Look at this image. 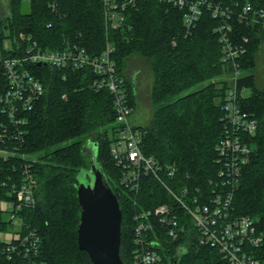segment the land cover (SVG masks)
<instances>
[{
  "label": "trees",
  "instance_id": "trees-1",
  "mask_svg": "<svg viewBox=\"0 0 264 264\" xmlns=\"http://www.w3.org/2000/svg\"><path fill=\"white\" fill-rule=\"evenodd\" d=\"M24 1L7 0L6 15L0 19V45L6 40L17 45L24 33L48 50L77 43L91 55H99L105 48L102 0H27L29 13L22 12ZM214 1L234 11L246 4L264 9V0ZM127 24L130 28L125 31H110V39L118 73L124 78L129 104L135 110L136 88L124 74L128 60L143 58L152 76V118L148 125L137 127L142 132V151L162 166H175L176 179L182 183L209 190L210 181L218 175L216 147L223 137L222 105L232 74V66L221 61L215 32L220 20L206 13L186 36L180 10L159 0H147L127 13ZM232 24L237 41L244 37L249 40L245 55L239 59L245 76L240 85L248 88L240 106L259 122L256 133L246 136L250 161L242 169L233 205L235 215L257 221L264 238V27L237 19ZM34 68L45 92L28 114L24 136L4 139L0 130V248L1 235L12 229L2 211V203L10 197L7 184L20 178L24 163L34 160L36 206L20 218L40 237L39 260L45 264H93L88 253L79 249L77 185L78 173L90 166L85 145L94 143L96 162L121 205V258L124 264H135V213L170 202L169 194L149 177L141 179L137 194L121 186V171L110 153L117 134L113 97L108 90L91 87L94 76L89 69ZM203 83L204 87L188 93ZM1 121H6V116L0 111ZM15 148L18 154L14 156L2 154ZM167 182L172 185L171 180ZM154 224L157 226L156 221ZM159 235L163 245L159 251L167 264L178 247L186 250L178 264H225L216 250L198 244L191 226L177 242ZM254 256L264 264V240L254 249ZM26 261L22 255L12 259L0 255V264H28Z\"/></svg>",
  "mask_w": 264,
  "mask_h": 264
},
{
  "label": "built area",
  "instance_id": "built-area-1",
  "mask_svg": "<svg viewBox=\"0 0 264 264\" xmlns=\"http://www.w3.org/2000/svg\"><path fill=\"white\" fill-rule=\"evenodd\" d=\"M147 0H102L105 30L125 31L127 13ZM182 12L185 35L193 33L199 20L206 14L220 20L215 28L221 45V61L232 66L229 88L222 105L223 137L216 147L218 175L210 181L209 190L177 180L175 166H162L141 148L142 132L133 123L135 109L129 104L124 78L119 75L114 60L115 46L106 41L99 55L79 44H68L62 50H48L39 46L31 35L21 33L17 45L6 40L0 45V111L6 121L0 122L5 139L22 138L29 122L28 114L43 97L45 89L35 74L37 67L84 70L93 73L91 87L95 91L108 90L113 97L116 119V139L110 153L121 171L120 184L137 194L143 177L153 178L169 194L170 202L153 209H139L134 216L133 257L135 264H167L159 251L163 248L161 235L174 242L186 235L189 227L200 246L216 250L225 264H261L254 249L263 243L257 221L250 216H237L234 211V193L242 169L250 161L251 149L246 136L256 133L259 122L240 106L247 87L240 85L244 72L239 59L246 53L247 37L241 42L233 37V19L246 25L261 23L264 27V9L244 5L234 11L229 5L214 0H159ZM41 64V65H39ZM2 154L14 156L15 149ZM24 158L25 156L22 155ZM33 162L24 163L20 178L8 182L9 199L2 203V211L12 229L1 235L0 255L8 259L23 256L28 264H45L39 260L41 240L38 233L20 217L36 206V174ZM172 181V185L167 182ZM181 212V213H180ZM156 221L157 226L154 224ZM191 234V233H190Z\"/></svg>",
  "mask_w": 264,
  "mask_h": 264
},
{
  "label": "water",
  "instance_id": "water-1",
  "mask_svg": "<svg viewBox=\"0 0 264 264\" xmlns=\"http://www.w3.org/2000/svg\"><path fill=\"white\" fill-rule=\"evenodd\" d=\"M85 152L90 158V166L86 172L88 180L78 182L77 185L81 210L77 229L79 249L88 253L93 264H124L120 255V202L96 162L97 145L86 144ZM185 252L184 247H178L176 256L170 259L168 264H178Z\"/></svg>",
  "mask_w": 264,
  "mask_h": 264
},
{
  "label": "rangeland",
  "instance_id": "rangeland-1",
  "mask_svg": "<svg viewBox=\"0 0 264 264\" xmlns=\"http://www.w3.org/2000/svg\"><path fill=\"white\" fill-rule=\"evenodd\" d=\"M6 3L7 0H0V19L1 17H4L6 15ZM22 12H30V3L27 0L23 2ZM108 40L112 41L110 39V32L106 30V41ZM124 74L126 78L129 79L136 88V98L138 107L135 110L132 118L133 123L135 124V126H146L150 123L152 118L150 99L152 76L149 65L143 58L139 56L131 57L124 68ZM205 85V83L199 84L189 90L188 93L201 89ZM87 156L89 157L88 154ZM86 172L87 170L80 171L78 173L79 182L88 180Z\"/></svg>",
  "mask_w": 264,
  "mask_h": 264
},
{
  "label": "crops",
  "instance_id": "crops-1",
  "mask_svg": "<svg viewBox=\"0 0 264 264\" xmlns=\"http://www.w3.org/2000/svg\"><path fill=\"white\" fill-rule=\"evenodd\" d=\"M87 147H89V146H87Z\"/></svg>",
  "mask_w": 264,
  "mask_h": 264
}]
</instances>
